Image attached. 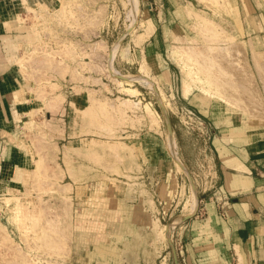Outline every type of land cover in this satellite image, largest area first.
<instances>
[{"label": "rangeland", "instance_id": "374dc122", "mask_svg": "<svg viewBox=\"0 0 264 264\" xmlns=\"http://www.w3.org/2000/svg\"><path fill=\"white\" fill-rule=\"evenodd\" d=\"M163 1L145 0L144 6L138 0L136 12L131 0H38L32 6L27 4L36 42L24 51L25 74L37 85L38 96L46 99L45 108L51 115L44 116L33 130L23 131L22 138L37 156L36 168L24 190L3 198L0 264H176V259L180 264V223L197 211L189 214L194 195L198 205L200 199H207L216 164L207 121L189 105V99L180 96L185 98L187 81L195 97H210L200 88V75L195 78L186 71L189 62L183 68L170 55L180 53L176 48L180 46L185 50L184 64L186 51L201 52L203 48L233 57L234 66L254 77L253 87L260 92L263 109L256 110L262 114L264 82L256 69L264 63V0H240L235 8L240 13L236 14L228 0H212L218 1L216 5L174 0L165 6L170 12L161 34L166 46L144 51L149 18L157 22ZM148 6L153 10L148 12ZM187 9L213 20L217 35L206 36L196 29ZM115 48L116 60L110 62ZM156 49L162 50L161 58L169 60L172 83L153 73L149 56ZM144 63L155 84L152 87L140 80ZM134 87L137 93L125 91ZM72 90L85 100L82 107L70 108L59 100L58 95ZM128 98L141 102L139 108L120 107L126 112L123 116L112 110L104 115L86 112L97 101L117 107ZM146 104L158 114L155 123L144 110ZM231 110L244 122L264 127L260 112L254 110L258 114L250 119L242 111ZM161 169L166 175L159 178ZM76 184L92 188L88 205H81L85 198H77ZM100 199L110 205L101 215L99 211L95 214L100 209L94 207Z\"/></svg>", "mask_w": 264, "mask_h": 264}, {"label": "crops", "instance_id": "0c3cea01", "mask_svg": "<svg viewBox=\"0 0 264 264\" xmlns=\"http://www.w3.org/2000/svg\"><path fill=\"white\" fill-rule=\"evenodd\" d=\"M36 1L0 0V220L5 215L2 198L9 192L24 190L35 172L37 156L22 138L23 131L33 130L44 116L51 115L45 108L46 99L38 96L37 85L21 72L24 51L36 42L33 24L27 18V4L32 6ZM173 1H163L157 22L149 18L144 51L166 46L161 34L170 12L165 6ZM239 1L228 0L235 14L240 13L236 10ZM152 10L148 6V12ZM161 53L156 49L149 56L153 58V73L172 83L169 60L161 58ZM63 96L70 108H80L85 102L73 90ZM180 97L189 99V105L207 121L216 164L215 181L207 199H200L195 216L180 223V264H264V127L244 122L225 104L211 98L195 97L194 93L188 98ZM165 175L162 169L158 170L159 178ZM83 186L76 184L73 190L77 191V198H85L81 205H88L90 200L86 199L92 188L82 189ZM91 187L96 189V184ZM104 202L100 199L94 204L95 209H100L95 214L99 211L101 215L110 208Z\"/></svg>", "mask_w": 264, "mask_h": 264}, {"label": "bare ground", "instance_id": "6f19581e", "mask_svg": "<svg viewBox=\"0 0 264 264\" xmlns=\"http://www.w3.org/2000/svg\"><path fill=\"white\" fill-rule=\"evenodd\" d=\"M200 2H205L207 4H210V5H216V4H219V2H223L222 0H218L217 2L215 1H212V0H198ZM25 2V1H24ZM132 4H133V11L136 12V10L138 9V0H131ZM140 3V2H139ZM39 6L40 7H43L45 6V4H42L41 2L39 3ZM102 9V8H101ZM140 9V8H139ZM34 11V10H33ZM99 11V10H98ZM140 11V10H139ZM88 12V11H87ZM187 12H188V18H191L193 19L194 21H196V29H200L202 31V34L204 35H208L209 33L211 32H214V35H217V29H216V26H215V23L213 22V20H211L210 18L208 17H205V16H202L194 11H192L191 9H187ZM95 13V11H94ZM103 13V12H102ZM140 14V13H139ZM98 15V14H97ZM88 16V15H87ZM187 17V16H186ZM93 19V17L91 18ZM97 19V17L95 18ZM101 19V18H100ZM137 21V20H136ZM135 21V22H136ZM90 21H88L89 23ZM97 23V22H96ZM134 26V25H133ZM131 27V26H130ZM137 27V26H136ZM135 27V28H136ZM134 28V29H135ZM136 30V29H135ZM223 30H221L220 32H222ZM219 32V30H218ZM226 32V31H223V33ZM222 33V34H223ZM228 34V33H227ZM227 34L225 33V37H226V40L228 38ZM143 35V34H142ZM224 35V34H223ZM139 37V35H138ZM217 37V36H216ZM231 37V36H229ZM232 38V37H231ZM214 39V38H213ZM212 39V40H213ZM219 39V38H218ZM230 41L231 39L228 38ZM234 39V38H232ZM220 40V39H219ZM217 40V41H219ZM225 38L222 40L224 41ZM221 41V40H220ZM237 44L234 45V47L236 46ZM238 46V45H237ZM236 46V47H237ZM91 47V45H90ZM120 47V45H119ZM235 47V48H236ZM113 48V47H112ZM177 49H180V51L178 50V52L180 53H177V51H172V54L170 55L172 61H174L175 63H178L180 64L183 68L185 67L186 63L189 64L187 66V69L186 71H190V73H192L194 75L195 78L198 77V75H200V77L198 78L199 79V82L200 84H202L203 86H199L203 92L204 95L210 97V98H216L217 100H220L221 102H223L224 104H226L229 108H233V109H236L238 111H242L243 113H245L246 116H248L250 119H253V116L256 117V115H253L255 114L258 110L256 109H259V110H263L261 109V106H262V101H261V96L259 97L258 92L259 90H257V88L253 87L255 86L256 83H254V77L249 73V71H246L243 69L240 70L239 66L236 64V66L238 68H236L235 70V67L232 63V58L233 57H228V54H219L217 52H214V51H210V50H205V48H203L201 50V52H187V55H186V59H185V64L182 62L183 58H182V55H183V52L182 51H185L183 50L182 47L178 46L176 47ZM185 48V47H184ZM238 48V47H237ZM176 49V50H177ZM40 50V49H39ZM236 50V49H234ZM41 51V50H40ZM96 51V50H95ZM237 52L240 51V48H239V51L238 49L236 50ZM254 51V50H253ZM43 52V51H42ZM116 52H117V48H115L111 53H110V62L114 60L115 58V55H116ZM39 53V52H38ZM108 53V54H109ZM231 53V51L229 52ZM254 53V52H253ZM256 53V52H255ZM260 53V52H259ZM27 54V53H26ZM42 54V53H40ZM46 54V53H45ZM52 54V53H51ZM258 54V53H257ZM257 54H253V55H257ZM25 55V54H24ZM23 55V56H24ZM28 55V54H27ZM47 56V55H46ZM45 57V56H44ZM48 57V56H47ZM185 57V56H184ZM23 58V57H22ZM46 58V57H45ZM51 58V56H50ZM255 57H253L252 59L254 60V62L256 61V59H254ZM257 58V56H256ZM52 59V58H51ZM24 58L21 60L22 62V67H23V71L21 72H26V63H24ZM35 60V58H34ZM39 60V59H37ZM41 60V59H40ZM116 60V59H115ZM114 60V61H115ZM109 61V60H108ZM224 61V63L222 62ZM260 61V60H259ZM42 62V61H41ZM48 62V60L46 61ZM145 62V61H144ZM257 62V61H256ZM255 62V63H256ZM113 63V62H112ZM244 63V62H243ZM37 64V63H36ZM40 64V63H39ZM37 64V65H39ZM43 64V63H42ZM41 64V65H42ZM50 64V62L48 63ZM259 62H257L255 65H258ZM264 64V63H263ZM261 62V64H259V68L258 66H255L256 70H258L257 74L259 73V77L262 79V81L264 82V68H260L262 65V67L264 66ZM54 65V64H53ZM244 65V64H243ZM47 66V65H46ZM192 66H196V70L195 69H192ZM39 67V66H38ZM37 67V68H38ZM48 67V66H47ZM51 67V65H50ZM115 68V67H113ZM244 68L246 69V66H244ZM49 69V67H48ZM79 69V68H78ZM147 69H148V66L146 63H144L140 69V80L142 81H146V82H149V84L152 86H154L155 84L153 82H151V79L149 77V74L147 72ZM51 70V69H50ZM115 70V69H114ZM38 71V70H37ZM54 71V70H53ZM116 73V72H115ZM120 73V72H119ZM78 74V73H77ZM76 74V75H77ZM122 75V74H120ZM78 79V78H77ZM118 79V78H117ZM75 80V79H74ZM96 81V80H95ZM126 82V81H125ZM262 82V84H263ZM119 83L120 85L122 84L123 85V82L119 80ZM254 83V84H253ZM118 84V83H117ZM128 84H131V83H128ZM154 84V85H153ZM126 85V84H125ZM264 86V84H263ZM73 87V86H72ZM128 87V85H127ZM133 87V85H132ZM158 87V86H157ZM121 89H125V88H121ZM264 90V89H263ZM124 91V90H123ZM125 91L131 95L134 94V93H137L138 92V89H135L134 88H127L125 89ZM160 91V89H159ZM184 91H185V98H188L191 94V91H190V88H189V85H188V82L186 81L184 83ZM257 91V92H256ZM140 94V93H139ZM138 94V95H139ZM162 94V93H161ZM94 95V94H93ZM136 96V95H135ZM59 97V100L61 101H66L64 96H62L61 94L58 95ZM57 97V98H58ZM134 97V96H133ZM163 98V97H162ZM98 100V99H96ZM164 100H166L164 98ZM94 102V101H92ZM124 103H122L121 106H115L113 107L111 104H108L106 102H101V101H97L95 102L91 107L89 106V108L91 109H87L84 110L86 112L89 113V110H91V113H98V114H107L108 112H110L109 110H112V111H115L117 114H120V115H125V111L122 109L124 107V104H129L130 107H137L139 108L138 106L140 105V102H137V101H134L132 100L131 98H128V99H125V101H123ZM109 106H112V107H109ZM122 107V108H120ZM143 107V106H142ZM111 108V109H110ZM228 108V109H229ZM59 109H61L62 111L63 108L59 107ZM143 109V108H142ZM127 110V109H126ZM144 110L145 112L147 113L148 117L153 121V123H155L157 120H158V114L155 112V110L150 106V104H146L144 106ZM254 110L256 111L255 113ZM76 111L78 113H82L84 112L83 110H79V109H76ZM85 112V113H86ZM114 112V113H115ZM128 112V111H127ZM260 112V116L263 114L264 116V111L262 112L261 114V111H258ZM88 114V115H90ZM112 114V113H111ZM110 114V115H111ZM258 114V113H256ZM79 115V114H77ZM91 115V116H93ZM251 115V116H249ZM81 116V115H80ZM94 117V116H93ZM96 117V116H95ZM143 117V116H142ZM259 116H257L258 118ZM259 119V118H258ZM262 119V118H261ZM264 119V118H263ZM262 119V120H263ZM147 120V119H146ZM149 120V119H148ZM255 120V119H254ZM261 120V122H262ZM120 121V120H118ZM257 121V120H256ZM260 120H258L259 122ZM257 122V123H258ZM264 122V121H263ZM120 123V122H119ZM256 123V122H254ZM260 123V122H259ZM149 124V123H148ZM151 125V124H150ZM155 127V126H154ZM25 139V138H24ZM26 140V139H25ZM92 140V139H91ZM169 141V140H168ZM170 144V143H169ZM175 150V149H174ZM174 152V151H173ZM176 152V151H175ZM176 155V153H175ZM173 155V156H175ZM32 159V158H31ZM37 161V160H36ZM34 163V162H33ZM176 164V163H175ZM178 165V164H176ZM177 167H181V166H177ZM181 169V168H180ZM184 172V170H183ZM192 190V189H191ZM12 194V192H9ZM192 195V194H191ZM194 195V194H193ZM192 195V196H193ZM12 196V195H11ZM7 197H10V195H8ZM5 198V197H3ZM2 198V201L5 199ZM10 200H14V199H10ZM191 203V202H190ZM190 205V204H189ZM188 205V206H189ZM191 208L192 210H190V213L189 214H192L194 213L196 210H197V206H198V200L196 198V196L194 195L193 199H192V203H191ZM19 210V209H18ZM191 216V215H190ZM164 235V234H163ZM161 239V238H160Z\"/></svg>", "mask_w": 264, "mask_h": 264}, {"label": "water", "instance_id": "95a60500", "mask_svg": "<svg viewBox=\"0 0 264 264\" xmlns=\"http://www.w3.org/2000/svg\"><path fill=\"white\" fill-rule=\"evenodd\" d=\"M198 208H199V205H198ZM198 208H197V211H198ZM197 211L195 212V214L197 213ZM195 214L185 217L184 221L191 219L193 216H195ZM176 264H178L177 259H176Z\"/></svg>", "mask_w": 264, "mask_h": 264}]
</instances>
